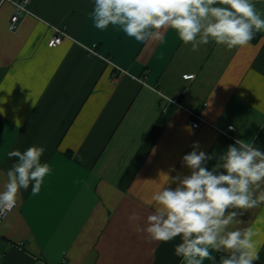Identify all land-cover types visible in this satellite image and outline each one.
<instances>
[{
  "label": "crops",
  "instance_id": "obj_1",
  "mask_svg": "<svg viewBox=\"0 0 264 264\" xmlns=\"http://www.w3.org/2000/svg\"><path fill=\"white\" fill-rule=\"evenodd\" d=\"M21 1L0 0V191L18 162L9 151L44 147L50 172L38 194L33 182L20 190L0 223V264H181L180 236L164 243L138 231L156 208L146 202L171 168L189 174L182 157L194 142L213 157L209 170L237 139L264 151V31L230 50L193 51L171 28L141 43L116 26L96 29L95 0H30L11 30ZM252 2L264 18V0ZM57 27L68 37L50 48ZM193 113L204 119L198 129ZM249 226L260 230L264 264V204L226 231ZM213 255L204 264L227 252Z\"/></svg>",
  "mask_w": 264,
  "mask_h": 264
},
{
  "label": "clouds",
  "instance_id": "obj_2",
  "mask_svg": "<svg viewBox=\"0 0 264 264\" xmlns=\"http://www.w3.org/2000/svg\"><path fill=\"white\" fill-rule=\"evenodd\" d=\"M96 29L116 26L137 42L159 38L160 30L171 28L185 45L197 51L201 45L214 42L227 49L247 46L255 34L264 31V18L252 0H95L89 17ZM203 21H207L203 23ZM35 107V105H33ZM192 151L182 157L188 175L169 173L167 186L156 191L148 204L155 211L147 217V227L138 229L148 238L170 242L177 236L182 242L174 248L181 264H204L215 261L213 252H227L220 264H255L260 259V230L249 226L226 231L227 227L249 209L264 204V151L251 142L237 139L213 159L204 151ZM45 148L31 146L23 153L12 150L9 159L17 158L7 171V183L0 191V216L11 213L17 205L18 193L32 183V194L41 189L49 174L47 163H41ZM175 185L171 187L170 185ZM239 210V211H237ZM129 220L135 222L133 213Z\"/></svg>",
  "mask_w": 264,
  "mask_h": 264
},
{
  "label": "built area",
  "instance_id": "obj_3",
  "mask_svg": "<svg viewBox=\"0 0 264 264\" xmlns=\"http://www.w3.org/2000/svg\"><path fill=\"white\" fill-rule=\"evenodd\" d=\"M2 1H6V0H2ZM29 5H30V0H22L21 2L15 3V8H16L17 13L11 19V23H10V29L11 30L17 29L18 24L21 21V14H23V13L29 14L30 13ZM67 37H68V34H67L66 29L64 27L63 28L57 27L54 29V36L48 42V46L50 48H56V47L60 46L62 44L63 40ZM91 52L93 53V50H91ZM194 78H195V75H186L185 76V79H187V80L194 79ZM174 103H177V102L174 101ZM192 117L194 118L192 126L195 129H198L202 124H204V119H202V116L200 113H193ZM229 131H234V126L229 127ZM16 207H17V205H16ZM8 214L0 216V223L6 218V216Z\"/></svg>",
  "mask_w": 264,
  "mask_h": 264
},
{
  "label": "trees",
  "instance_id": "obj_4",
  "mask_svg": "<svg viewBox=\"0 0 264 264\" xmlns=\"http://www.w3.org/2000/svg\"><path fill=\"white\" fill-rule=\"evenodd\" d=\"M260 40V35L258 33L255 34L254 38L251 40L252 43H256ZM5 119L3 117L0 116V131L2 130V128L5 125ZM220 264V262L218 263ZM255 264H258L255 262Z\"/></svg>",
  "mask_w": 264,
  "mask_h": 264
}]
</instances>
